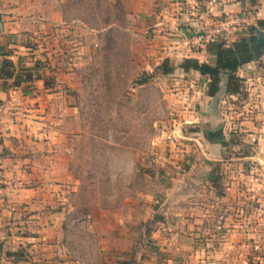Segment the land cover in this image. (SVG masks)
Listing matches in <instances>:
<instances>
[{
    "label": "rangeland",
    "instance_id": "374dc122",
    "mask_svg": "<svg viewBox=\"0 0 264 264\" xmlns=\"http://www.w3.org/2000/svg\"><path fill=\"white\" fill-rule=\"evenodd\" d=\"M19 1L59 17L62 36L78 48L66 94L80 205L90 206L93 219L121 204L127 220L121 252L111 257L100 250L108 228L73 225L83 262L264 264V111L244 109L239 99L207 102L202 80L181 73L184 59L164 53L162 37L181 24L157 22H169L176 5L184 11L185 0ZM163 65L172 72L162 74ZM252 113L262 116L237 124ZM211 142L223 149L219 161L204 155Z\"/></svg>",
    "mask_w": 264,
    "mask_h": 264
},
{
    "label": "crops",
    "instance_id": "0c3cea01",
    "mask_svg": "<svg viewBox=\"0 0 264 264\" xmlns=\"http://www.w3.org/2000/svg\"><path fill=\"white\" fill-rule=\"evenodd\" d=\"M183 2L184 11L174 2L172 15L166 17L169 22H157L159 27L180 23L179 29L187 31L179 35V29H175L177 33L172 38V34L162 37L161 48L172 58H206L208 61L204 62L213 65L214 57L209 54L208 46L225 35L223 23L228 17L242 20L230 27L229 45L245 36L249 26L264 20V0ZM38 8L19 0H0V66L8 59L19 70L40 60L45 65L42 75L55 78L51 87H45L43 79L16 88L12 87V80L0 81V264H85L86 256L80 257L73 247V225L87 221L89 229L95 222L101 224V230L108 228L111 240L103 239L100 250L104 257H111L113 249L118 254L121 252L119 243L127 220L121 215L124 213L121 204L117 212L101 209L93 219L90 206L80 205L79 181L70 172L76 135L69 129L73 123L68 117L72 108L66 94L74 86L70 62L75 61L72 55L78 48L62 36L65 31L58 29L62 25L59 17L39 16ZM259 59L264 62V54L236 73L244 80L245 98L226 95L225 78L220 81L216 97L223 103L226 99H239L244 109L250 106L264 111V66ZM190 73L202 80L205 89L208 79L197 72ZM196 94L199 96L200 92ZM212 98L206 96L207 102ZM259 116L262 114L252 113L250 119L242 118L237 124L243 126ZM207 146L204 155L211 161H219L223 154L219 143L211 142ZM249 156L234 162L242 165ZM80 212L82 217H77ZM179 216L183 221L187 214L183 212Z\"/></svg>",
    "mask_w": 264,
    "mask_h": 264
},
{
    "label": "trees",
    "instance_id": "16d2710c",
    "mask_svg": "<svg viewBox=\"0 0 264 264\" xmlns=\"http://www.w3.org/2000/svg\"><path fill=\"white\" fill-rule=\"evenodd\" d=\"M264 20L257 21L254 26L247 28L245 36H241L234 43L227 46L224 41H214L208 47V52L214 57V64L199 63L196 59H184L179 64L183 73L190 71L197 72L201 77L208 79L206 95L215 97L219 92V85L222 78L226 79L225 94L228 96L242 97L245 94L244 80L236 75L238 69L243 65L252 62V49L255 43L256 28H263ZM9 57V55H6ZM45 65L40 61H34L31 67L18 68L8 59H4L0 66V81L12 80V87H19L24 83H31L34 80H44L45 87H51L55 82L52 75L44 77L42 69ZM17 70L20 71L17 73ZM162 74H169L172 69L161 66ZM1 142V141H0Z\"/></svg>",
    "mask_w": 264,
    "mask_h": 264
},
{
    "label": "water",
    "instance_id": "95a60500",
    "mask_svg": "<svg viewBox=\"0 0 264 264\" xmlns=\"http://www.w3.org/2000/svg\"><path fill=\"white\" fill-rule=\"evenodd\" d=\"M255 37H256V40L253 45L252 54H253V58L257 59L258 57L264 54V31L256 28ZM220 133H221L220 130L214 133L208 131L209 139H212L213 137L218 136Z\"/></svg>",
    "mask_w": 264,
    "mask_h": 264
},
{
    "label": "built area",
    "instance_id": "2783aa9c",
    "mask_svg": "<svg viewBox=\"0 0 264 264\" xmlns=\"http://www.w3.org/2000/svg\"><path fill=\"white\" fill-rule=\"evenodd\" d=\"M240 22H242L240 17H235V18L228 17L227 20L223 23V31H224L225 35H223V37L221 38V41H224L226 44H228L227 40L231 36L230 27L236 26Z\"/></svg>",
    "mask_w": 264,
    "mask_h": 264
}]
</instances>
